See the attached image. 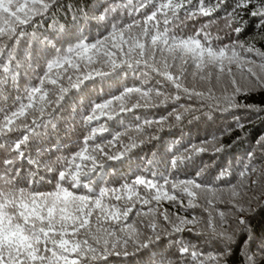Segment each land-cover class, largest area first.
Masks as SVG:
<instances>
[{
	"label": "snow or ice",
	"instance_id": "6c2138e0",
	"mask_svg": "<svg viewBox=\"0 0 264 264\" xmlns=\"http://www.w3.org/2000/svg\"><path fill=\"white\" fill-rule=\"evenodd\" d=\"M58 4L0 0V264H264V158L219 163L264 122V49L240 39H264V0H109L46 34Z\"/></svg>",
	"mask_w": 264,
	"mask_h": 264
},
{
	"label": "trees",
	"instance_id": "16d2710c",
	"mask_svg": "<svg viewBox=\"0 0 264 264\" xmlns=\"http://www.w3.org/2000/svg\"><path fill=\"white\" fill-rule=\"evenodd\" d=\"M109 3V0H59L58 7L55 9L54 15L50 18H47L41 24V31L46 34L52 30L54 26L56 29L61 27H73V21L79 20L81 17L79 15V10L87 8L90 12L102 10L104 6ZM101 29L92 28L91 36L95 38ZM262 30L258 29L257 21L249 20V23L246 27V30L241 35V40L253 39V42L256 44V47L264 49V39H260L259 33ZM139 83V77L133 78L131 74L128 76L122 77L121 84L119 87L123 86H132ZM104 93L109 94V89L104 88ZM249 103L253 104H264V93H257L248 98ZM164 109L156 112V115H164ZM131 114H129L130 116ZM138 115H143L142 112L138 111ZM231 122V115L228 116L227 120H217L215 124L212 123H201L199 121H193L191 124L185 126L184 130L181 132L179 129H174L172 135H165L164 139L168 143H172L174 140L180 141L181 137L183 138L184 143H187L188 137L191 136L193 139L204 138L209 136L217 131L223 124ZM126 123H132L131 120H127ZM264 135V122L254 120L252 123L248 124L244 133L239 131L234 132L231 136L225 137L224 142L232 144L233 140L237 136H242V139L233 145L227 154L219 161L220 164L225 163H235L239 165V161L244 159L249 152H254L257 160L264 158V152L257 145V139ZM136 161L133 160L129 163L123 165V171L119 175H130L131 169L136 166ZM147 169H145V172ZM235 183V180H233ZM257 193L260 191V188H257ZM227 198V197H225ZM222 210H227L224 205H220ZM258 231H264V219L257 222ZM238 256L233 258V264H238Z\"/></svg>",
	"mask_w": 264,
	"mask_h": 264
}]
</instances>
